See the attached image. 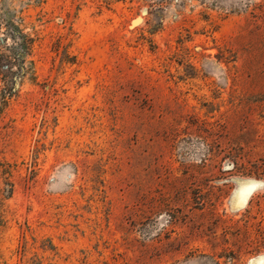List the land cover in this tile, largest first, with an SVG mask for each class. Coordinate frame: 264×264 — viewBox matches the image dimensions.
<instances>
[{
  "label": "rangeland",
  "instance_id": "obj_1",
  "mask_svg": "<svg viewBox=\"0 0 264 264\" xmlns=\"http://www.w3.org/2000/svg\"><path fill=\"white\" fill-rule=\"evenodd\" d=\"M13 32L0 264H264V0H0Z\"/></svg>",
  "mask_w": 264,
  "mask_h": 264
},
{
  "label": "trees",
  "instance_id": "obj_2",
  "mask_svg": "<svg viewBox=\"0 0 264 264\" xmlns=\"http://www.w3.org/2000/svg\"><path fill=\"white\" fill-rule=\"evenodd\" d=\"M12 38L14 40L18 39L21 42L17 47H14L12 49L13 50L12 56H13L14 60L12 62V61H8V59L2 57L0 59V64H2V65L8 64L9 68L11 69V66L13 65V63L15 64V62H16V64L21 68V64L25 61V54L23 52V49L26 48V43L24 41H21V39H23V38L20 35H17V33H15V32H13ZM14 66H16V65H14ZM11 192H12V190H11Z\"/></svg>",
  "mask_w": 264,
  "mask_h": 264
},
{
  "label": "bare ground",
  "instance_id": "obj_3",
  "mask_svg": "<svg viewBox=\"0 0 264 264\" xmlns=\"http://www.w3.org/2000/svg\"><path fill=\"white\" fill-rule=\"evenodd\" d=\"M244 200V199H243Z\"/></svg>",
  "mask_w": 264,
  "mask_h": 264
}]
</instances>
